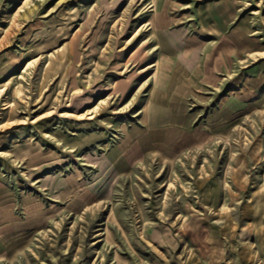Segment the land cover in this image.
Segmentation results:
<instances>
[{
    "label": "rangeland",
    "instance_id": "obj_1",
    "mask_svg": "<svg viewBox=\"0 0 264 264\" xmlns=\"http://www.w3.org/2000/svg\"><path fill=\"white\" fill-rule=\"evenodd\" d=\"M0 264H264V0H0Z\"/></svg>",
    "mask_w": 264,
    "mask_h": 264
}]
</instances>
